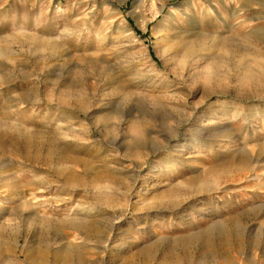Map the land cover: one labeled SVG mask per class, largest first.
Wrapping results in <instances>:
<instances>
[{"label":"rangeland","instance_id":"rangeland-1","mask_svg":"<svg viewBox=\"0 0 264 264\" xmlns=\"http://www.w3.org/2000/svg\"><path fill=\"white\" fill-rule=\"evenodd\" d=\"M134 1L0 0V264H264V0Z\"/></svg>","mask_w":264,"mask_h":264},{"label":"bare ground","instance_id":"bare-ground-1","mask_svg":"<svg viewBox=\"0 0 264 264\" xmlns=\"http://www.w3.org/2000/svg\"><path fill=\"white\" fill-rule=\"evenodd\" d=\"M167 2H168V0H154V2L152 0L150 1V8L153 11V14H155L154 18L155 17L158 18V16L160 14L162 15L164 13V11H165L164 9L167 6ZM143 3H144V0H135L134 4H133V7H132V10L129 12V15L136 21L137 25L142 30L145 31L146 27L149 26V24L151 22H153V21H152V19H150L147 16V14H146L147 10H146V7L143 5ZM188 4L189 3L186 2V3H184L182 5V7L187 6ZM244 8H247V10H248V8H250V6H244ZM253 10L258 15V16L256 15L257 18H254V20H259L260 19V20L264 21V16H261V11L258 12L255 9H253ZM237 13H238V10H235V9L228 12L229 16H232L234 18L238 17ZM178 14L179 15L181 14V17L185 16V18H187V22L186 23H188L189 25H191L193 22H195V17H193L192 15L188 14L183 9L176 10V8L175 9L174 8H170V10L167 12V14H165V16L162 17L163 18L162 22L160 24H158L154 28V32L155 31L156 32H163L164 30H167L168 28L173 26L175 22H178ZM121 18L124 19V17H122V16H121ZM121 18L119 16V19H121ZM178 24H179V22H178ZM252 33L253 34L257 33V36L260 39V42L262 41V43H264V24L262 25V27L255 28V30ZM253 36H255V35H253ZM258 38H257V40H259Z\"/></svg>","mask_w":264,"mask_h":264}]
</instances>
